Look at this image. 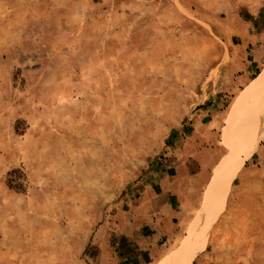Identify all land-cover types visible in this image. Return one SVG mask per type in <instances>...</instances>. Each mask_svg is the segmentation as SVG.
Instances as JSON below:
<instances>
[{"label":"rangeland","instance_id":"374dc122","mask_svg":"<svg viewBox=\"0 0 264 264\" xmlns=\"http://www.w3.org/2000/svg\"><path fill=\"white\" fill-rule=\"evenodd\" d=\"M248 28L256 77L264 0H0V264H95V235L116 240L143 177L167 166L232 57L246 61ZM241 90L207 117L217 160ZM208 184L178 234L133 264L180 242ZM192 264H264V137Z\"/></svg>","mask_w":264,"mask_h":264},{"label":"crops","instance_id":"0c3cea01","mask_svg":"<svg viewBox=\"0 0 264 264\" xmlns=\"http://www.w3.org/2000/svg\"><path fill=\"white\" fill-rule=\"evenodd\" d=\"M249 29L245 31L244 43L237 44L245 50L246 61L243 62L242 57H232L227 70L217 77L216 93H210L208 99L195 107L190 121L180 129L181 136L168 147L167 166L160 170L155 166L154 171L143 177L139 197L123 208L115 221L116 240L110 243L108 236L95 235L103 241L97 254L92 255L97 260L95 264L148 261L178 234V221L184 214L187 199L192 192L198 193L208 184L211 172L225 155L223 147L224 153L217 160L219 153L213 145V132L208 129L211 120L207 117L219 111L221 103L218 99L236 94L255 77L258 60L249 58L252 52L248 49L259 40V34Z\"/></svg>","mask_w":264,"mask_h":264},{"label":"bare ground","instance_id":"6f19581e","mask_svg":"<svg viewBox=\"0 0 264 264\" xmlns=\"http://www.w3.org/2000/svg\"><path fill=\"white\" fill-rule=\"evenodd\" d=\"M230 111L225 137L230 151L217 163L202 206L185 235L178 244L167 247L156 264H192L204 250L210 228L225 208L232 182L264 137V69L239 92Z\"/></svg>","mask_w":264,"mask_h":264}]
</instances>
